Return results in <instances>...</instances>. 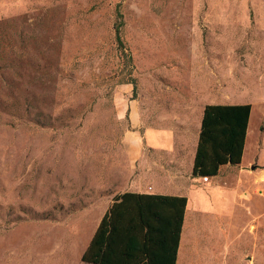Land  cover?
Returning a JSON list of instances; mask_svg holds the SVG:
<instances>
[{
  "label": "rangeland",
  "instance_id": "obj_1",
  "mask_svg": "<svg viewBox=\"0 0 264 264\" xmlns=\"http://www.w3.org/2000/svg\"><path fill=\"white\" fill-rule=\"evenodd\" d=\"M206 104L264 120V0H0V264H81L129 120ZM252 208L187 213L180 264H264V193Z\"/></svg>",
  "mask_w": 264,
  "mask_h": 264
},
{
  "label": "crops",
  "instance_id": "obj_2",
  "mask_svg": "<svg viewBox=\"0 0 264 264\" xmlns=\"http://www.w3.org/2000/svg\"><path fill=\"white\" fill-rule=\"evenodd\" d=\"M200 129L201 120H129L124 143L130 135L137 144L135 151L124 154L131 156L130 171L125 183L108 192L112 194L110 201L95 209L100 216L94 232L114 196L126 192L186 197L184 221L188 213L213 219L218 229L221 222L245 215L243 208L252 212V204L264 193V120H256L251 105L241 162L220 166L218 174L207 181L192 175ZM183 236L182 231L176 264L181 263ZM231 246L226 243L225 250L220 246L222 258L227 257Z\"/></svg>",
  "mask_w": 264,
  "mask_h": 264
},
{
  "label": "trees",
  "instance_id": "obj_3",
  "mask_svg": "<svg viewBox=\"0 0 264 264\" xmlns=\"http://www.w3.org/2000/svg\"><path fill=\"white\" fill-rule=\"evenodd\" d=\"M251 105L204 106L192 175L213 177L241 162ZM187 199L116 195L81 256L86 264H176Z\"/></svg>",
  "mask_w": 264,
  "mask_h": 264
},
{
  "label": "built area",
  "instance_id": "obj_4",
  "mask_svg": "<svg viewBox=\"0 0 264 264\" xmlns=\"http://www.w3.org/2000/svg\"><path fill=\"white\" fill-rule=\"evenodd\" d=\"M203 181H207L208 178L207 177H202Z\"/></svg>",
  "mask_w": 264,
  "mask_h": 264
}]
</instances>
